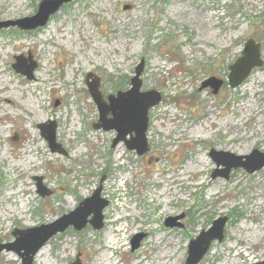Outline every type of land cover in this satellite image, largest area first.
<instances>
[{
  "label": "rangeland",
  "instance_id": "1",
  "mask_svg": "<svg viewBox=\"0 0 264 264\" xmlns=\"http://www.w3.org/2000/svg\"><path fill=\"white\" fill-rule=\"evenodd\" d=\"M40 1L0 0V21L33 15ZM248 38L260 43L263 64L232 88L228 66ZM29 52L37 66L27 79L12 63ZM141 60L140 89L160 92L161 101L149 108V150L138 155L123 141L111 144L114 130L93 128L99 112L85 75L99 77L106 98L127 90ZM212 76L223 81L216 93L200 88ZM0 87V245L15 242V228L68 214L100 185L108 201L101 229L69 226L32 264H69L79 253L81 264H184L189 240L224 215L223 240L198 264L263 260L264 167L212 179L209 151L264 152V0H71L43 27L0 29ZM47 121L64 153L41 136L37 124ZM26 157L36 161L8 168ZM34 177L50 195H39ZM121 206L127 219L117 224ZM179 214L183 227L164 226ZM0 264H21V257L2 249Z\"/></svg>",
  "mask_w": 264,
  "mask_h": 264
},
{
  "label": "water",
  "instance_id": "2",
  "mask_svg": "<svg viewBox=\"0 0 264 264\" xmlns=\"http://www.w3.org/2000/svg\"><path fill=\"white\" fill-rule=\"evenodd\" d=\"M71 0H41L37 6V11L27 17L17 18L16 20L0 21V29L16 27L20 30H35L43 27L48 21L50 15L57 12L65 3ZM241 55L237 57L228 66L227 82L230 87L238 86L246 78L254 67H260L261 60L260 43L254 39L248 38L244 41ZM26 61L30 63L27 64ZM144 61L141 60L136 65L134 75L130 79V87L127 90H117L115 94H108L103 98L99 91L100 80L94 73H87L85 81L87 91L94 103H96L98 118L93 127L101 128L104 131L114 130L116 136L112 140L115 146L118 141H123L128 149H133L138 155L148 151L149 146L146 139V131L149 125V108L161 101V94L154 89L141 91L140 74L143 71ZM37 62L31 59L29 52L27 57L24 54L14 56L12 68L23 74L27 79L33 78V71ZM223 81L215 76L209 77L201 83L202 87L210 86L213 93H216L221 87ZM41 130V136L48 142L51 151L64 153L61 146L56 143L54 121L42 122L37 124ZM129 138L127 139V137ZM209 156L215 162V169L211 173V178L222 177L225 180L229 177L232 169L238 167L244 169L247 173H253L264 167V152L252 150L247 155H234L228 151H219L210 149ZM36 180V190L41 197L51 194V190L42 184L41 177H34ZM101 187L96 188L92 194L78 202L77 206L69 211L68 214L59 216L53 222L37 225L36 227L19 229L15 228L11 232L15 238L13 243L0 245V250H12L21 257V264H32L37 251L46 244L49 238L62 232L72 226L75 230L82 229L87 224L92 228L99 230L103 226V210L108 205V201L100 197ZM184 214L167 217L164 219V226L174 228L183 227L181 220ZM228 216H218L211 221L207 229L200 230L195 238L189 240L187 244V255L184 264H198L210 249L214 241H222L224 238V229L228 222ZM143 234H134L131 238V249L138 248L143 240ZM69 264H81L80 253ZM255 264H264V258Z\"/></svg>",
  "mask_w": 264,
  "mask_h": 264
},
{
  "label": "bare ground",
  "instance_id": "3",
  "mask_svg": "<svg viewBox=\"0 0 264 264\" xmlns=\"http://www.w3.org/2000/svg\"><path fill=\"white\" fill-rule=\"evenodd\" d=\"M4 91H5V87H0V96H2V93H4ZM10 92H14L15 91V89H10L9 90ZM2 99H5V101H7L8 103H10V104H12V103H14V101H12L11 100V98H10V96H7V95H3V97H2ZM30 148H31V146H30ZM5 151H4V153H2L1 155H0V161L2 160V159H4V157H5ZM120 155V154H119ZM28 157H29V155H28ZM33 160H35L34 158L33 159H28L27 157L25 158V159H23V160H18V161H16V162H8V168H11L12 169V167L13 168H15V169H17V168H19V169H22V171L24 170V167L26 168V167H30V165L32 164V162H33ZM36 161V160H35ZM34 161V162H35ZM170 179H171V177L169 178V179H167V180H169L170 181ZM168 184V183H167ZM21 186H22V184H21ZM18 191V190H17ZM8 192V191H7ZM21 193V192H20ZM18 194V193H17ZM5 196H7V194L5 195ZM10 196V195H9ZM8 197V196H7ZM11 197V196H10ZM11 208V207H10ZM8 210H10L9 208H8ZM123 228H125V226H123ZM121 229V230H118L120 233H122L123 232V230L124 229ZM106 239H108V238H106ZM109 240H110V242H112L113 241V239H111L110 237H109ZM110 244V243H109ZM43 248V247H42ZM41 250V249H40ZM39 253H40V251L38 250L37 251V255L39 256ZM38 256H36V257H38Z\"/></svg>",
  "mask_w": 264,
  "mask_h": 264
}]
</instances>
